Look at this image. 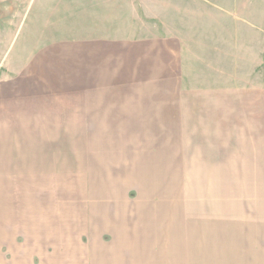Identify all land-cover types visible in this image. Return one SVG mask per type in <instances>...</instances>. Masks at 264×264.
Segmentation results:
<instances>
[{"label":"rangeland","instance_id":"rangeland-1","mask_svg":"<svg viewBox=\"0 0 264 264\" xmlns=\"http://www.w3.org/2000/svg\"><path fill=\"white\" fill-rule=\"evenodd\" d=\"M0 100V264H264V0H0Z\"/></svg>","mask_w":264,"mask_h":264},{"label":"crops","instance_id":"crops-1","mask_svg":"<svg viewBox=\"0 0 264 264\" xmlns=\"http://www.w3.org/2000/svg\"><path fill=\"white\" fill-rule=\"evenodd\" d=\"M169 27V26H168ZM168 33V32H167ZM236 34V33H235ZM234 34V35H235ZM235 38H238L239 40H240V38L242 39V35H239V37L237 36V37H235ZM97 40V39H96ZM123 40H126L125 38H121V40H118V42L117 41H115L113 44L114 45H116V46H118V47H120V48H124V47H127L129 50L128 51H123L122 49H119L118 50V52H127V53H132L133 51H134V49L136 48V46L135 45H133L134 43L133 42H131V41H127V42H124ZM165 40H166V46H165V53L167 54V55H169L170 57H173V56H175V57H177L178 55H179V53H180V51H183V49H184V46H185V42L187 43V41H182L183 39L181 38V36H179L178 34H168L166 37H165ZM185 40V39H184ZM149 41L150 40H147V41H144V42H141V44H148L149 43ZM92 42H94V41H92ZM92 42H90V44H92ZM99 42V41H98ZM148 42V43H147ZM241 42V41H240ZM82 45V47L84 48L83 50H84V52H86V46H88V44H86V45H84L83 43H81ZM90 44H89V46H90ZM105 44L106 43H104V42H102V45L103 46H105ZM188 44V43H187ZM98 46V45H97ZM134 46H135V48H134ZM145 46V45H144ZM131 47L132 48H134L133 50H131ZM82 51V50H81ZM83 52V51H82ZM137 52V51H136ZM163 52H164V50H163ZM185 52V51H184ZM136 54V53H135ZM149 61H150V59H148ZM261 60L263 61V56L261 57ZM161 61V60H160ZM161 63H163L162 61H161ZM164 63H167L166 62V60L164 61ZM263 63L261 62V67H263V65H262ZM165 67H167V65H165ZM31 102H29V103H27V104H31V105H29L30 107H31V111L33 112V115H31L30 116V118H29V116H28V114L27 115H25L26 117V123L27 124H29V122H31V124H32V126H33V124H35V126H34V130H33V127H32V133L34 134H36V133H39V130H40V117H41V113L42 112H45V110H48V112H49V109H53V106H52V99H45V100H43V103H42V105L40 106V103H39V98L36 100V97H35V101L34 100H32V97H31ZM30 100H28V101H30ZM2 102H4L3 100H0V110H7L8 108H7V106L4 108V107H2ZM17 105H18V103H17ZM259 106H262V101H261V104L259 105ZM27 108H29L28 106H26ZM26 108V109H27ZM67 108H68V105H64L63 106V112L65 113L66 111H67ZM259 108V110L261 109V111H262V107H258ZM11 109V112H14V110H15V112L14 113H16V110H19V109H17V107H13V108H10ZM69 111H70V109H69ZM69 111H68V113H69ZM8 113H10V111H7ZM67 113V114H68ZM0 118H1V115H0ZM14 118H16V115H14V117L13 116H11V115H8V117L6 118V122L8 123V120L10 119V120H12V121H14L15 119ZM50 119V116L47 118L46 116H44V122H46L47 124H48V122L50 121L49 120ZM4 119L2 118V120L1 121H3ZM15 123H16V121H14ZM6 123V124H7ZM57 123L58 124H60V120L59 119H57V122H56V125H57ZM0 124H1V122H0ZM262 128H264V127H262ZM231 129V128H230ZM264 130V129H263ZM25 132H27V133H29L30 131H25ZM24 131H23V133H25ZM227 132H228V130H227ZM225 133V132H224ZM257 133H264V131H262V130H260L259 132H257ZM47 226H50V225H46V227ZM41 227H39V229H40ZM48 228V227H47ZM42 229V228H41ZM44 230L46 231V232H40L41 233V237H42V239L44 240L42 243H48L47 242V240L49 239V238H47V236L49 235V228L46 230V228H44ZM45 238H47V239H45Z\"/></svg>","mask_w":264,"mask_h":264}]
</instances>
